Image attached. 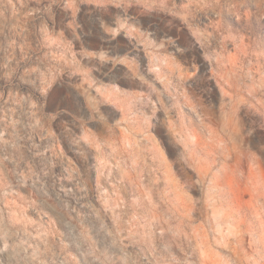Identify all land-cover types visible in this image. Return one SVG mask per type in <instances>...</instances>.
I'll return each instance as SVG.
<instances>
[{
    "label": "rangeland",
    "instance_id": "1",
    "mask_svg": "<svg viewBox=\"0 0 264 264\" xmlns=\"http://www.w3.org/2000/svg\"><path fill=\"white\" fill-rule=\"evenodd\" d=\"M0 264H264V0H0Z\"/></svg>",
    "mask_w": 264,
    "mask_h": 264
}]
</instances>
